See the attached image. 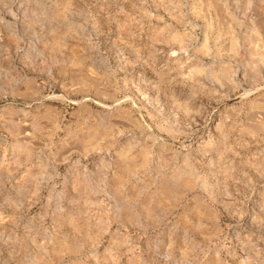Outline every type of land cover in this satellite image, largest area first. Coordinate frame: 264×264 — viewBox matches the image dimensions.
I'll return each instance as SVG.
<instances>
[{
  "label": "rangeland",
  "instance_id": "1",
  "mask_svg": "<svg viewBox=\"0 0 264 264\" xmlns=\"http://www.w3.org/2000/svg\"><path fill=\"white\" fill-rule=\"evenodd\" d=\"M0 264H264V0H0Z\"/></svg>",
  "mask_w": 264,
  "mask_h": 264
}]
</instances>
